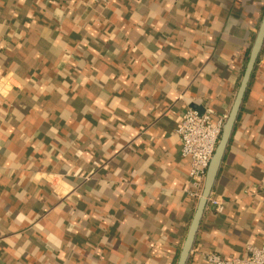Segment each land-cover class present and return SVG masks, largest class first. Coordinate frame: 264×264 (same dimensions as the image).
Segmentation results:
<instances>
[{"label":"crops","instance_id":"obj_1","mask_svg":"<svg viewBox=\"0 0 264 264\" xmlns=\"http://www.w3.org/2000/svg\"><path fill=\"white\" fill-rule=\"evenodd\" d=\"M263 12L0 0V264H176L199 198L180 114L227 118ZM262 185L264 44L186 264L264 246Z\"/></svg>","mask_w":264,"mask_h":264},{"label":"built area","instance_id":"obj_2","mask_svg":"<svg viewBox=\"0 0 264 264\" xmlns=\"http://www.w3.org/2000/svg\"><path fill=\"white\" fill-rule=\"evenodd\" d=\"M92 1L105 2V0ZM213 115V111L209 109L198 112L187 107L181 112L180 123L175 130L181 142V155L189 159L188 185L191 188L190 194L197 198L201 195L206 169L226 120L225 116L213 119ZM261 189L264 191V185L261 186ZM211 202L214 203L217 212L223 210L221 201L215 199ZM201 259L205 264H264V246L248 245L244 257L223 258L214 252H204L201 254Z\"/></svg>","mask_w":264,"mask_h":264},{"label":"water","instance_id":"obj_3","mask_svg":"<svg viewBox=\"0 0 264 264\" xmlns=\"http://www.w3.org/2000/svg\"><path fill=\"white\" fill-rule=\"evenodd\" d=\"M263 44H264V12L260 20L256 34L254 36L252 45L250 47V50L247 56L246 65L244 67V71H243V74H242V77H241V80H240V83H239V86L236 92L234 102L225 120V123L222 127L219 141L216 145L212 158L210 159L208 167L206 169L205 179H204V184H203V188L201 191V195L198 198L197 207L192 217V220L190 222V225L188 227L184 241L182 243L176 264H186L188 255L190 253V250L194 242V238H195L198 226L202 218V214H203L207 199L212 190V187H213L217 172L219 170L226 146L228 144V141L232 134L234 125L236 123L244 95L246 93L250 78L254 71V68H255L258 56L262 50Z\"/></svg>","mask_w":264,"mask_h":264}]
</instances>
